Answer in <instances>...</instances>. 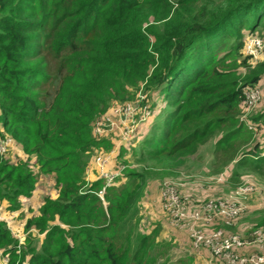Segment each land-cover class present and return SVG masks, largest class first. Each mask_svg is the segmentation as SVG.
Returning <instances> with one entry per match:
<instances>
[{
  "label": "trees",
  "instance_id": "1",
  "mask_svg": "<svg viewBox=\"0 0 264 264\" xmlns=\"http://www.w3.org/2000/svg\"><path fill=\"white\" fill-rule=\"evenodd\" d=\"M262 24L264 0H0V138L8 135L26 156L12 162L0 154V201L30 194L40 173L59 189L26 224L45 234L29 249L28 264H154L145 252L149 237L136 243L131 226L142 187L162 165L182 164L217 129L231 124L219 144L238 138L244 124H232L245 88L263 83L264 62L250 69V56L240 61L249 68L241 84L220 67L242 55L245 36ZM139 92L159 94L171 109L161 135L149 133L138 154L141 168L128 173L140 183L110 194L116 180L102 196L97 165L95 178L88 175L94 152L110 144L94 133L95 123L112 103L134 101ZM153 111L142 132L158 115ZM251 123L264 129V112ZM244 155L231 168L237 182L242 169L264 174V137ZM178 186L182 196L189 193ZM250 213L264 227V208ZM16 244L0 222L6 264L26 255Z\"/></svg>",
  "mask_w": 264,
  "mask_h": 264
},
{
  "label": "rangeland",
  "instance_id": "2",
  "mask_svg": "<svg viewBox=\"0 0 264 264\" xmlns=\"http://www.w3.org/2000/svg\"><path fill=\"white\" fill-rule=\"evenodd\" d=\"M246 32V31H245ZM258 37L264 42V24L257 27L255 34L245 36L246 40L250 37ZM231 44V40H227L222 49L223 54ZM221 52V54H222ZM242 55H231L228 57L229 63L220 67L224 72H228L235 76V79L240 81L245 79L249 73V68L239 67V62L244 58H248L244 49L241 50ZM257 59H249L251 64L250 69L259 62H264V47L262 52L256 57ZM144 88V85L140 87ZM140 93V92H139ZM138 93V94H139ZM261 98L257 103L256 109L249 115H246L244 103L240 107V112L237 115V122L232 125L238 126L243 122V130L235 141L219 144L220 138L224 134V130L231 127V124L217 129L204 142L199 144V147L188 155L181 158L182 164L167 167L162 165L164 169H159V174L149 176L142 188V194L139 202L138 212L131 221L133 227V237L137 241L143 236H148L145 252L152 251L154 264H221L211 258L210 252L206 248L200 250L194 249L191 246L190 231L187 227L179 228L171 219L169 212L164 208L162 201V185L168 181L176 182L184 190H189L188 195L192 201L186 205L187 211L192 207L200 209L210 201H220L223 198L234 194L237 190L245 188L246 185L254 186V190L245 194H237L234 200L244 202V206L252 207L251 210L264 208V174L253 173L251 170L242 169L239 181L233 180L231 168L236 164L237 160L248 159L245 152H248L257 142L263 139L264 129H259L255 124L251 123L254 115L264 112V81L261 85ZM148 98L153 105V109L158 113L152 121L150 129L142 132L126 146L125 150L120 153L119 157L114 160L113 168L125 164L126 169H122V175L118 177L116 183L111 187L110 194L124 189L130 191L137 184L135 178L128 176L130 170L140 169L141 165L137 162L138 154L143 147H148L147 140L150 134L160 136L164 128L163 122L171 107L157 93H154ZM158 108V109H157ZM161 111V112H160ZM160 112V113H159ZM102 114L99 119L103 116ZM97 118V119H98ZM96 119V120H97ZM223 130V131H222ZM8 136V135H7ZM6 136V137H7ZM106 138V137H105ZM110 146H100L93 154L88 178L94 179L96 173V161L98 157L109 153L113 150V138H106ZM219 144V145H217ZM151 147V145H149ZM217 148V149H216ZM5 155L10 161H15L17 157L25 159L26 156L17 142L10 143V148ZM232 158L228 157L232 155ZM227 158L228 162L223 159ZM35 163L32 160L31 165ZM94 168V169H93ZM127 168L129 170H127ZM93 169V170H92ZM35 170L37 168L35 167ZM92 170V171H91ZM124 172V173H123ZM92 174V175H91ZM222 176H224L223 179ZM226 177V179H225ZM147 178V177H146ZM145 178V179H146ZM165 182V183H164ZM180 188V186H179ZM241 192V191H240ZM109 194V195H110ZM59 196V189L53 176L46 173H40L35 188L30 194L19 195L15 199L3 198L0 201V222H5L10 229L13 239L17 240V249L20 256L24 254L19 263L28 264L30 259V248L40 246L45 234L41 233L34 226L30 229L26 228L29 220H36L41 217V208L45 204L46 198L56 199ZM103 205L107 206L108 200L105 197L102 200ZM249 210L243 214L230 219V224L223 223L222 217L216 220L215 223H202L200 228L204 234H208L210 230H221L228 234L243 233L251 228H261L258 226V219L251 216ZM254 212V211H253ZM255 214V213H254ZM257 217V216H256ZM259 218V217H257ZM68 228V226H64ZM9 248V247H6ZM5 249H0V264H6ZM18 264V263H17Z\"/></svg>",
  "mask_w": 264,
  "mask_h": 264
},
{
  "label": "built area",
  "instance_id": "3",
  "mask_svg": "<svg viewBox=\"0 0 264 264\" xmlns=\"http://www.w3.org/2000/svg\"><path fill=\"white\" fill-rule=\"evenodd\" d=\"M264 42L258 37H250L246 40L244 51L251 60L262 52ZM261 85L249 86L244 91V106L246 115L251 114L261 98ZM154 116L152 103L147 93L140 92L137 99L131 102H114L108 113L100 118L94 126V133L100 137L113 138L114 148L97 159V170L105 179V184L100 190L103 196L122 174L123 166L115 169L111 167L119 149L140 135ZM12 138H0V154L6 155L10 148ZM222 176L221 179H223ZM178 184L166 182L161 195L164 208L169 212L172 222L179 228L187 227L190 231V239L194 249H208L212 259H219L227 264H264V227L251 228L243 233L228 234L221 230H210L204 234L200 228L202 223H215L222 219L223 223L230 224L231 220L248 210L244 202L234 200L237 194H247L254 190V186L246 185L220 201H210L200 209L192 207L187 211L186 205L190 204V194L182 196ZM241 191V192H240ZM190 195V197L188 196ZM8 262L6 258L5 263Z\"/></svg>",
  "mask_w": 264,
  "mask_h": 264
},
{
  "label": "crops",
  "instance_id": "4",
  "mask_svg": "<svg viewBox=\"0 0 264 264\" xmlns=\"http://www.w3.org/2000/svg\"><path fill=\"white\" fill-rule=\"evenodd\" d=\"M92 175V174H91Z\"/></svg>",
  "mask_w": 264,
  "mask_h": 264
}]
</instances>
